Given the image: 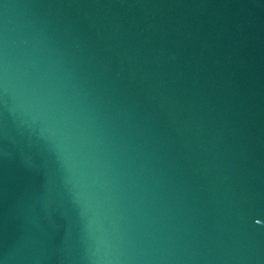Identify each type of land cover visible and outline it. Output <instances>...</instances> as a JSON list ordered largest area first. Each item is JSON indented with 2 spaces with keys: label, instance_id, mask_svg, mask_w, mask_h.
Returning <instances> with one entry per match:
<instances>
[{
  "label": "water",
  "instance_id": "1",
  "mask_svg": "<svg viewBox=\"0 0 264 264\" xmlns=\"http://www.w3.org/2000/svg\"><path fill=\"white\" fill-rule=\"evenodd\" d=\"M0 264H264V0H0Z\"/></svg>",
  "mask_w": 264,
  "mask_h": 264
}]
</instances>
